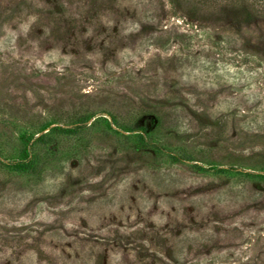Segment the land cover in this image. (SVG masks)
<instances>
[{
    "label": "rangeland",
    "instance_id": "374dc122",
    "mask_svg": "<svg viewBox=\"0 0 264 264\" xmlns=\"http://www.w3.org/2000/svg\"><path fill=\"white\" fill-rule=\"evenodd\" d=\"M0 264H264V20L0 0Z\"/></svg>",
    "mask_w": 264,
    "mask_h": 264
},
{
    "label": "trees",
    "instance_id": "16d2710c",
    "mask_svg": "<svg viewBox=\"0 0 264 264\" xmlns=\"http://www.w3.org/2000/svg\"><path fill=\"white\" fill-rule=\"evenodd\" d=\"M173 7L184 11L186 15L202 19H228L234 22H249L253 20H264V0H169ZM152 119L157 116L152 115ZM79 126L69 129L56 128L53 131L60 133L72 134L77 132ZM43 137L39 136L38 141ZM143 144L145 142H142ZM173 161L182 160L179 157H173ZM16 167L20 170L30 169L35 175L41 174V167L37 168L33 160L18 162ZM216 169V168H213ZM218 170V169H216ZM221 171H223L221 169Z\"/></svg>",
    "mask_w": 264,
    "mask_h": 264
}]
</instances>
